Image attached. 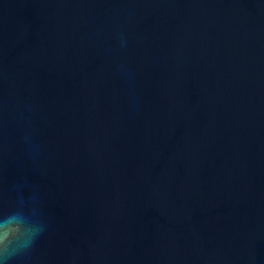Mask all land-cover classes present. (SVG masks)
<instances>
[{
  "label": "water",
  "instance_id": "obj_1",
  "mask_svg": "<svg viewBox=\"0 0 264 264\" xmlns=\"http://www.w3.org/2000/svg\"><path fill=\"white\" fill-rule=\"evenodd\" d=\"M0 264H264V0H0Z\"/></svg>",
  "mask_w": 264,
  "mask_h": 264
}]
</instances>
